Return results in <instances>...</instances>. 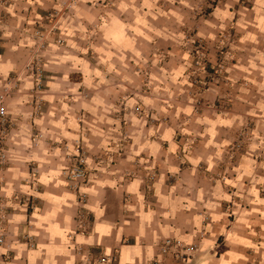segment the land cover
Returning <instances> with one entry per match:
<instances>
[{
  "label": "crops",
  "instance_id": "0c3cea01",
  "mask_svg": "<svg viewBox=\"0 0 264 264\" xmlns=\"http://www.w3.org/2000/svg\"><path fill=\"white\" fill-rule=\"evenodd\" d=\"M158 1L115 0V7L107 5L106 0H78L74 3L61 20L60 38L68 43L67 47L52 45L46 52L51 60L48 67L55 75L45 94L46 101L53 104L45 115L46 130L55 131L59 134L57 137L63 138L65 128L71 123L75 125L70 119L75 115L74 110L55 105L58 101L56 91H62L65 86L75 88L79 81L87 82L96 75L89 64L75 55L84 52L89 44H98L91 41L92 37L104 38L109 47L106 59L118 63L127 61L130 54L139 55L140 59L141 50H146V45L137 47L141 44L137 40L142 37V42H145L143 38L147 39V28L173 43L182 30V24L199 26L200 33L212 42L227 23L237 21V25L242 27L241 37L253 44L254 56L248 65L261 66L262 58L257 53L260 48L264 50V45H261V38H264V0H253V7L245 9L238 19L233 7L239 0H226L221 8L204 17L195 13L193 16L186 8L193 0H175L181 6L170 12L159 9ZM47 2L43 0L44 5ZM36 3L39 1L15 2L11 9L12 20H15L13 25L17 26L19 21L36 22ZM47 4L53 6L50 0ZM148 21L177 24L178 29L148 25ZM18 34L15 27L3 29V37L16 38ZM30 46L28 39L24 43L9 45L0 58V72L3 75L16 72L22 59L28 56ZM175 57L178 63L174 64V71L182 77L186 57ZM29 84V79H26L24 85L29 88ZM27 101V97L22 98L20 106L13 105L11 101L10 113L14 117H28L31 113ZM99 104L100 100L96 99L79 103L77 109L97 116L101 110ZM208 123L205 122L206 127L211 131L215 126H231L222 118L214 121L215 126ZM13 144L16 150H13L11 163L5 172L7 183H3L9 199L1 222L5 244L0 246V264H88L101 256L106 257L105 264H146L158 257L159 247L167 238L198 245V251L183 264H264V173L257 175L249 185L245 182L252 179V173L241 174L243 186L238 184L239 190L247 202L235 203L234 207L227 204L229 191L221 185H210L208 179L197 172L185 173L189 186H194L192 189L167 187L163 184L165 176L162 175L153 191L155 199L149 201L142 177L124 182L120 174L129 169L135 171L133 162L142 153L156 158L164 156L165 169L169 171L178 168L179 163L172 152L161 151L158 156L160 143L136 141L127 146V155L117 158L115 166L104 169L103 174L85 189L88 200L84 204L61 176L65 162L60 154L24 151L28 145L22 141L15 140ZM106 145L107 141H104L102 146ZM211 145L214 144L208 140L187 159L194 165L206 162L211 170L214 169L216 154L211 151ZM18 149L22 150L20 155L17 154ZM30 160L36 161L41 168L39 190L25 184L30 173ZM24 193L38 197L33 209L24 202ZM126 197L128 201H125ZM81 212H85L83 220L79 218ZM174 263L171 256L165 263L162 261V264Z\"/></svg>",
  "mask_w": 264,
  "mask_h": 264
},
{
  "label": "rangeland",
  "instance_id": "374dc122",
  "mask_svg": "<svg viewBox=\"0 0 264 264\" xmlns=\"http://www.w3.org/2000/svg\"><path fill=\"white\" fill-rule=\"evenodd\" d=\"M18 1L27 0H0V58L9 45L24 43L27 39L31 42L28 56L22 59L16 72L7 75L0 72V101L8 112L7 121L0 123L1 246L5 244L1 222L9 199L3 183L7 180L5 172L11 163V155L16 150L13 147L15 140L27 143L28 149L26 147L24 151L60 154L65 162L61 176L67 187L76 192L84 204L88 200L85 189L103 174L104 169L115 166L117 158L127 155V146L136 141L160 143L158 156L161 151L172 152L179 163L178 168L169 171L165 169L164 156L156 158L155 155L142 153L133 162L135 171L129 169L120 174L124 182L142 177L149 201L155 199L153 191L162 175L165 176L163 184L167 187L192 189L194 186H189L185 173L197 172L204 175L210 185H221L230 192L228 205L234 207L235 203L247 202L246 196L239 190L241 187L238 184L243 186L241 174L252 173V179L245 182L249 185L257 175L264 173V50L260 48L257 53L262 58L259 63L261 66L250 67L247 62L254 56L253 44L241 37L242 27L237 25V21L227 23L212 42H208L200 33L199 26L182 24V30L173 43L147 28V39L143 38L145 42H142V37L137 40L141 42L137 47L146 45V50H141L140 59L139 55L130 54L127 61L118 63L106 59L109 47L104 38L92 37L91 41L98 44H89L84 52L75 55L89 64L96 75L87 82L79 81L75 88L65 86L62 91H56L58 101L55 105L74 110L75 114L70 118L75 125L71 123L70 127L65 128V137L60 138L57 132L46 130L44 126L45 115L53 106L52 102L46 101L45 94L55 77L48 67L51 60L46 52L52 45L67 47L66 41L63 45H58L56 41L61 36L62 18L78 0H50L53 4L51 7L47 4L49 0L45 5L43 0H38L37 21H19L16 26L13 25L15 20H12L11 9ZM225 1L193 0L186 8L193 16L195 13L204 17L221 8ZM106 4L116 6L115 0H106ZM157 5L164 12L181 6L175 0H159ZM253 5V0H239L233 7L237 11L236 18ZM148 25L178 29L177 24L168 22L148 21ZM13 27L19 33L18 36L3 37V29L11 30ZM37 32H41V35H36ZM42 35L45 37H39ZM261 45H264V38H261ZM182 55L186 57V69L180 77L173 67L178 63L175 56ZM122 66L124 69H121ZM26 79L30 81L29 88L24 85ZM21 97L28 99L31 113L28 117H14L9 111V103L13 101V105L20 106ZM96 99L101 103L98 105L101 109L99 115L77 109L79 103ZM218 118L230 122L231 126L216 127L214 121ZM205 122L215 126L214 130H208ZM208 140L214 144L211 145V151L216 154L212 170L206 162L194 165L187 159L191 152ZM104 141H107L105 147L102 146ZM21 151L18 149L17 154L20 155ZM79 160L85 161L82 167L85 180L70 185L67 174ZM40 169L36 161L28 162L30 173L25 184L31 189L39 190ZM37 200L38 197L31 193H24V202L29 204L30 209L37 204ZM128 200L126 197L125 201ZM83 216L85 212L79 214L81 220ZM169 239L184 247L197 246L188 259L198 251L197 244H186L175 238L166 240ZM172 255L175 257V251ZM167 258L159 254L146 264H155L157 261L160 262L157 264H162ZM175 262L183 264L186 261L175 257ZM105 263L104 256L92 260V263L88 262Z\"/></svg>",
  "mask_w": 264,
  "mask_h": 264
},
{
  "label": "built area",
  "instance_id": "2783aa9c",
  "mask_svg": "<svg viewBox=\"0 0 264 264\" xmlns=\"http://www.w3.org/2000/svg\"><path fill=\"white\" fill-rule=\"evenodd\" d=\"M52 16L53 15H51L50 17ZM36 35H41V32H37ZM39 37L44 38L45 36L42 35ZM56 42L58 45H63L64 40L59 38ZM7 117H8V112L5 106L2 104V101H0V123H5L7 121ZM84 162H85L84 160H79V162L74 166V168L70 172H68L67 179L70 185L79 184L85 180V170L84 168H82ZM2 243H3V240L0 239V246ZM196 250H197L196 245L184 247L182 246L181 243L174 242L171 239H169V240H166V242L162 246H160L159 254L160 256H163V257L172 256L174 259L176 257L177 259L187 261L188 258L190 257V254L195 252ZM173 251H175V257L172 255ZM157 262H155V264H157Z\"/></svg>",
  "mask_w": 264,
  "mask_h": 264
}]
</instances>
